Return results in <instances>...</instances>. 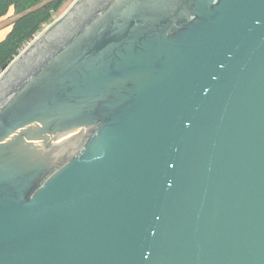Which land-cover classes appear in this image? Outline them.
<instances>
[{
    "label": "water",
    "instance_id": "obj_1",
    "mask_svg": "<svg viewBox=\"0 0 264 264\" xmlns=\"http://www.w3.org/2000/svg\"><path fill=\"white\" fill-rule=\"evenodd\" d=\"M102 3L0 73V264H264V0Z\"/></svg>",
    "mask_w": 264,
    "mask_h": 264
},
{
    "label": "trees",
    "instance_id": "obj_2",
    "mask_svg": "<svg viewBox=\"0 0 264 264\" xmlns=\"http://www.w3.org/2000/svg\"><path fill=\"white\" fill-rule=\"evenodd\" d=\"M65 1L66 0H0V18L6 15L11 8L13 14L16 16L12 21L10 30L5 37L0 40V71L7 67L15 56L18 55L22 47L29 41H32L36 33L40 32L45 25L54 20L55 13L58 12L59 8H63L62 5ZM110 2L111 0H106V3H102L96 10H105ZM96 12L85 19L84 24L88 23L96 15ZM70 39L71 38H68L65 44L68 43ZM62 47L63 45L58 48L61 49Z\"/></svg>",
    "mask_w": 264,
    "mask_h": 264
},
{
    "label": "rangeland",
    "instance_id": "obj_3",
    "mask_svg": "<svg viewBox=\"0 0 264 264\" xmlns=\"http://www.w3.org/2000/svg\"><path fill=\"white\" fill-rule=\"evenodd\" d=\"M72 0H66L65 2H64V4L62 5L63 6V8H59V10H58V12L57 13H55V17L54 18H56L57 17V15L59 14H61L59 17H57V20H59L63 15H65V13L69 10V8H67V3L69 2H71ZM68 3V4H69ZM66 9V10H65ZM10 16H12V17H9V18H4V20H2L1 22H0V25H2V26H4V25H6L7 23H9L12 19H13V16H15L13 13L12 14H10ZM56 19H54L52 22H50L49 24H47V25H45L44 26V28L40 31L42 34L51 26L50 24H53V23H55L56 21H55ZM50 25V26H49ZM49 26V27H48ZM48 27V28H47ZM41 34V35H42ZM40 35V36H41ZM38 39V38H37ZM36 39V40H37ZM33 41H32V43L30 42V44L29 45H25L24 47H22L21 48V50H20V53H22V52H24V51H26V49H27V47L29 48L36 40L35 39H32ZM19 53V54H20ZM18 54V55H19ZM0 73H1V71H0Z\"/></svg>",
    "mask_w": 264,
    "mask_h": 264
},
{
    "label": "crops",
    "instance_id": "obj_4",
    "mask_svg": "<svg viewBox=\"0 0 264 264\" xmlns=\"http://www.w3.org/2000/svg\"><path fill=\"white\" fill-rule=\"evenodd\" d=\"M68 3H69V2H68ZM68 3H67V5H68L67 8H69V6L71 5L72 1H71L69 4H68ZM65 10H66V9H65ZM12 13H13V10H12V8H11V9L8 11V13H7L6 15H4L3 17L0 18V22H1L2 20H4V18L12 17V16H10V14H12ZM61 14H62V13H61ZM61 14H60V15H61ZM60 15L58 14L57 17H59ZM15 17H16V16H13V19H12L9 23H7L6 25H4V26L0 25V40H2V39L5 37V35L8 33V31L10 30L11 25H12V21L15 19ZM57 17L54 18V19L57 20ZM56 20H55V21H56ZM53 24H54V23H53ZM50 25H52V24H50ZM50 25H49V26H50ZM49 26H48V27H49ZM48 27H47V28H48ZM19 53H20V52H19ZM19 53H18V54H19ZM16 57H18V55L15 56V58H16ZM15 58H14V59H15ZM14 59H13V60H14ZM13 60H12V61H13ZM10 63H11V62H10ZM10 63H9V64H10ZM4 71H5V70H4ZM3 73H5V72H3ZM3 73H2V74H3Z\"/></svg>",
    "mask_w": 264,
    "mask_h": 264
},
{
    "label": "flooded vegetation",
    "instance_id": "obj_5",
    "mask_svg": "<svg viewBox=\"0 0 264 264\" xmlns=\"http://www.w3.org/2000/svg\"><path fill=\"white\" fill-rule=\"evenodd\" d=\"M66 142L68 143H65L66 145L64 144L62 148V150H64V147H67L63 155L73 156L74 154L77 153V151H79L82 148V145L85 141H75V143L69 141Z\"/></svg>",
    "mask_w": 264,
    "mask_h": 264
},
{
    "label": "built area",
    "instance_id": "obj_6",
    "mask_svg": "<svg viewBox=\"0 0 264 264\" xmlns=\"http://www.w3.org/2000/svg\"><path fill=\"white\" fill-rule=\"evenodd\" d=\"M73 1H75V0H72V2ZM40 35H41V32H38V33H36L35 35H34V37H33V39H37V38H39L40 37ZM33 41V40H32ZM32 41H29L28 43H27V45H29L30 44V42L32 43Z\"/></svg>",
    "mask_w": 264,
    "mask_h": 264
}]
</instances>
